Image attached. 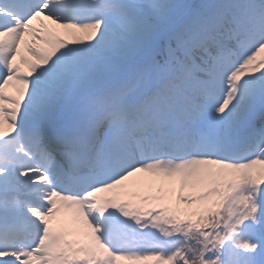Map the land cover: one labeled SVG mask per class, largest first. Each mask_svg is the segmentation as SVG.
I'll use <instances>...</instances> for the list:
<instances>
[{
    "label": "snow or ice",
    "instance_id": "obj_1",
    "mask_svg": "<svg viewBox=\"0 0 264 264\" xmlns=\"http://www.w3.org/2000/svg\"><path fill=\"white\" fill-rule=\"evenodd\" d=\"M0 264H264V0H0Z\"/></svg>",
    "mask_w": 264,
    "mask_h": 264
},
{
    "label": "rangeland",
    "instance_id": "obj_2",
    "mask_svg": "<svg viewBox=\"0 0 264 264\" xmlns=\"http://www.w3.org/2000/svg\"><path fill=\"white\" fill-rule=\"evenodd\" d=\"M26 70V69H25ZM8 92L10 94H14L13 90L12 89H9ZM141 180V177H134V178H131L128 182H126L128 185H133V184H136L138 182H140ZM159 183V182H158ZM146 191V189H145ZM149 195H151L152 197H158L160 195H162L161 193H158L157 191L153 190L149 193ZM169 200H171L173 202V204H175V197L172 196V197H168L167 195H164V200H163V204H167L169 202ZM155 206L154 204H147V205H142V207L144 208H148V207H153Z\"/></svg>",
    "mask_w": 264,
    "mask_h": 264
},
{
    "label": "trees",
    "instance_id": "obj_3",
    "mask_svg": "<svg viewBox=\"0 0 264 264\" xmlns=\"http://www.w3.org/2000/svg\"><path fill=\"white\" fill-rule=\"evenodd\" d=\"M188 193L186 192L185 193V195H187ZM180 208H184V207H186L185 205H182V204H180V205H178Z\"/></svg>",
    "mask_w": 264,
    "mask_h": 264
}]
</instances>
